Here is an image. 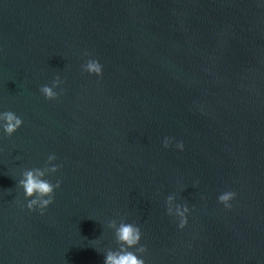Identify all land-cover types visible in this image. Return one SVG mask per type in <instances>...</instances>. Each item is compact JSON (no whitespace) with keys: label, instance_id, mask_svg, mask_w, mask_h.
Listing matches in <instances>:
<instances>
[{"label":"water","instance_id":"95a60500","mask_svg":"<svg viewBox=\"0 0 264 264\" xmlns=\"http://www.w3.org/2000/svg\"><path fill=\"white\" fill-rule=\"evenodd\" d=\"M0 264H264V0H0Z\"/></svg>","mask_w":264,"mask_h":264}]
</instances>
